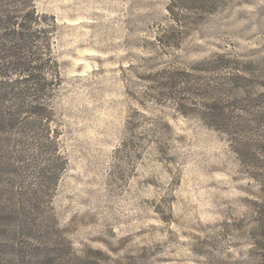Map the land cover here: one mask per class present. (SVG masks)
Returning a JSON list of instances; mask_svg holds the SVG:
<instances>
[{
	"label": "rangeland",
	"instance_id": "rangeland-1",
	"mask_svg": "<svg viewBox=\"0 0 264 264\" xmlns=\"http://www.w3.org/2000/svg\"><path fill=\"white\" fill-rule=\"evenodd\" d=\"M24 5L48 125L0 127V264H264V0Z\"/></svg>",
	"mask_w": 264,
	"mask_h": 264
},
{
	"label": "trees",
	"instance_id": "trees-1",
	"mask_svg": "<svg viewBox=\"0 0 264 264\" xmlns=\"http://www.w3.org/2000/svg\"><path fill=\"white\" fill-rule=\"evenodd\" d=\"M26 1L0 0V71L5 77L0 80V127L15 128L24 119L36 122L37 118L48 125L43 94L48 85L45 66L50 64L40 51L34 7L23 13ZM11 2L15 7L10 8ZM13 73L20 78L10 81Z\"/></svg>",
	"mask_w": 264,
	"mask_h": 264
}]
</instances>
